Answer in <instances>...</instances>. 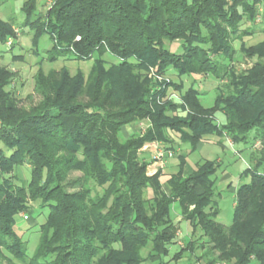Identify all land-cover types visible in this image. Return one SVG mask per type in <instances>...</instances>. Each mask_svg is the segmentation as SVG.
Wrapping results in <instances>:
<instances>
[{
    "label": "trees",
    "instance_id": "16d2710c",
    "mask_svg": "<svg viewBox=\"0 0 264 264\" xmlns=\"http://www.w3.org/2000/svg\"><path fill=\"white\" fill-rule=\"evenodd\" d=\"M38 1L23 0L19 8L33 52L47 35L49 61H92L86 75L65 66L39 69L40 101L28 109L14 100L11 73L0 66V264H144L147 256L167 253L176 235L175 202L204 240H189L175 257L198 248L204 264H264V13L261 41L246 46L243 38L254 31L241 30L264 0H50L44 13ZM14 27L0 17V45L10 36L17 40ZM235 40L253 60L239 71ZM165 41L178 42L181 52ZM108 52L120 61L107 66ZM168 69L178 78L219 80L212 105L202 104L193 85L182 91ZM141 121L148 123L143 132L120 138L123 126ZM252 130L261 148L251 151L253 164L241 173L250 180L236 189L229 226L216 220L214 161L184 174L185 154H178L167 193L160 173L146 175L148 162L139 155L146 142L172 148L169 132L194 151L204 135L246 142ZM18 166L29 167L28 181L14 173ZM71 171L81 175L70 179ZM32 203L48 212L28 256L15 222L20 212H32Z\"/></svg>",
    "mask_w": 264,
    "mask_h": 264
},
{
    "label": "rangeland",
    "instance_id": "374dc122",
    "mask_svg": "<svg viewBox=\"0 0 264 264\" xmlns=\"http://www.w3.org/2000/svg\"><path fill=\"white\" fill-rule=\"evenodd\" d=\"M50 3V0H39L37 10L41 13H44ZM262 6L264 7V5ZM7 8L1 11L0 17L6 19L5 15L9 13L10 17L12 18V21L16 23L14 26L19 28V31L16 37L17 40H15L14 43L9 46V49L5 45H0V66L4 67L8 72L11 73L9 90L11 91L14 100L18 103L19 107L23 109H28L40 101V96L34 92V76L39 69H41L44 73L49 70L48 64L43 60L39 59V56L46 54V51L51 46V42L47 35H42L39 38L38 54L34 53L33 48L31 46L32 31L27 27H23V30H21V26L19 25V23H21V21L23 20V16L19 12L18 7L14 8L12 4ZM260 22L261 20H259L258 22L254 21L253 23H250L248 21H244L242 23L241 30L251 28L254 31L252 35L243 38V42L246 44V46L253 45L263 39V35L261 32L262 25ZM239 45V40H235L233 42V46L237 50L234 55L233 66L238 71L249 67L253 62V60L246 59L241 53H239ZM164 47L171 50L172 52H181L180 44L178 42L170 43L168 41H165ZM103 58L105 59L107 66L109 64L117 63L120 61L117 56L109 52L105 53ZM50 65L52 66V64ZM90 65V60H78L76 62L72 61L71 63H67L65 67L69 69L70 74H73L77 69H80L86 75ZM60 68H55V70H59ZM166 76L173 81L183 83L184 86L182 91H184L189 85H193V87L200 90L201 102L206 107L212 105L215 96L214 89L217 85L221 84L219 80L213 78L212 76L203 74H194L189 77L183 76L181 78H178L176 76V73L172 69H168V71L166 72ZM168 93L169 97L172 100L179 101V93L177 91L169 89ZM216 116L217 119L223 121L224 118H222V114L217 113ZM141 122L143 124L139 125V123H137L135 131H144V129L146 128V124L144 123L145 121ZM255 132L256 130H252L249 133L246 142H233L232 145L225 144V142V148H221L214 142L204 143V145L200 148L199 151L192 154V158L195 160H197L198 158L222 160V166L220 167V171L224 169L225 172L229 173L232 176L231 183L229 186L224 185L222 187L217 181L214 190V199L217 200L219 208V213L216 216V220L225 226H229L233 219V201L235 198L234 192L236 187L239 186L241 183L249 182L250 180L249 176H240V173L246 167H248L249 164H253V161L250 158L251 149L252 151H254V154H256V152L261 148V142L259 140L256 143L257 146L253 145L256 142H253L252 138ZM124 135H126V132L123 133V136ZM175 136L177 138V135H174V137ZM228 138L230 141H232L230 137ZM163 158L164 157H162V159ZM14 173L19 179L23 181L29 180L30 173L28 166H18L14 169ZM80 175L81 173L79 171H71L69 174V178L74 179L79 177ZM31 206L32 212L29 214L20 212L17 215L15 222L16 233L24 241L27 247L28 256L32 255L33 253L34 247L36 246L39 237V225L44 221L45 216L48 212L47 209L39 208L38 203H32ZM172 206L173 210L171 215L172 218H174V209L177 207V203H173ZM25 214L27 216L26 218H24L23 216ZM183 227L185 228L186 226L183 225ZM200 235L201 232L197 230L193 237V239H195L194 241L198 242L199 244L204 241L202 238L199 239ZM185 240H187V237ZM175 241V243H171L169 245L170 257L175 251H177L179 248H184L186 245V241H183L182 239L178 238ZM178 242H180L181 244H178ZM145 250H147V248L144 249L143 252ZM201 252L202 251L200 249L195 248L194 251L190 253V255L185 254L187 258L186 262L193 261L195 262V264H204V261L202 259H197ZM14 262L20 264V262L18 261L14 260ZM218 264L229 263L220 262ZM249 264H255V262L251 261Z\"/></svg>",
    "mask_w": 264,
    "mask_h": 264
},
{
    "label": "crops",
    "instance_id": "0c3cea01",
    "mask_svg": "<svg viewBox=\"0 0 264 264\" xmlns=\"http://www.w3.org/2000/svg\"><path fill=\"white\" fill-rule=\"evenodd\" d=\"M22 2H23V0H0V14H1V11H3L5 8L11 6L12 4H13L14 8L18 7V9H19ZM18 3H20V4H18ZM5 17H6V19H4V20H7V21L12 20L9 13L6 14ZM245 22H247V21H245ZM13 23H14V25L16 24L15 22H13ZM50 48H51V46H50ZM47 51H46V54L39 56V59L43 60L44 62H46L48 64V69L60 68V67L66 66L67 63H71L72 61H75V62L78 61V59L66 58V57H60L54 61H49L47 59ZM90 61H92V60H90ZM50 64H52V66ZM215 117L217 118V116H215ZM222 118H223V116H222ZM218 121L221 122V120H219V119H218ZM144 123L146 124V127H147L148 123L146 121ZM136 127H137V123L133 124V125L123 126L120 130V138L124 140L127 137H129L130 135H132L134 133H138L137 131H135ZM124 132H126V135L123 136ZM173 134L177 135L175 133L169 132V136L173 140L172 148H167L166 145H164L163 143H161L159 141L146 142L140 148V150H139L140 157L148 162V164L146 166V175L151 176L158 171L160 173L159 180L161 182L162 188H163V190H165L168 193L169 192V185H168L167 181L169 180L170 176L177 171L178 163H179L178 154L184 153L185 154V159H184L185 163L183 165V173L184 174H190L192 171H194L196 169V167L198 165H201L206 161H214L217 164V169L212 176L214 181H215L214 190H215V186H216L217 181L220 183V185L222 187L224 185H227V186L230 185L232 176L229 173L225 172L224 169H222L220 171V167L222 166V160H218V159L210 160V159H205V158L204 159L198 158L197 160H195L192 158V154L199 151L200 148L204 145V143L214 142L218 146H220L221 148H223V147L225 148V145H224L225 142H226L225 144H228V145H230L229 142H231V145H232L233 142L229 140L228 136L225 135L223 137H219L216 135H204L202 137L201 141L196 145L195 150L191 151L189 144L181 142L178 135L176 138V136L174 137ZM257 142H258V140H256V142L253 145L257 146V144H256ZM158 150L170 151L172 153V155L170 157H164L163 156L164 158L162 159V161H157L155 159V155L157 154ZM251 151H252V149H251ZM241 173H240V176H241ZM237 187H236V189H237ZM236 189H235V192H236ZM235 192H234V195H235ZM234 202H235V198L233 201V208H234ZM213 204L219 210L217 200L214 199ZM174 213L175 214H174V218H172V221L176 227V235H175L172 243H175L176 242L175 240H177L178 238L182 239L183 241H186V243L189 240H193L194 234L197 231V229L193 232V226H192L191 222L182 217V215L180 214V211L177 207L174 209ZM183 225H185L186 227L184 228ZM186 237H187V240H185ZM169 245L167 246V253L166 254H164V255L160 254L161 255L160 257L157 255L147 256L146 260L144 261V264H148V263L149 264H195V262H193V261L186 262L187 258H186L185 254L190 255V253H192L191 250H184L179 256L175 257V253H177L179 251V249H178L170 257L169 256ZM150 248H151V245L148 246L147 250H145L143 252V254H146ZM196 261H197V259H196ZM255 264H257V263L255 262Z\"/></svg>",
    "mask_w": 264,
    "mask_h": 264
},
{
    "label": "built area",
    "instance_id": "2783aa9c",
    "mask_svg": "<svg viewBox=\"0 0 264 264\" xmlns=\"http://www.w3.org/2000/svg\"><path fill=\"white\" fill-rule=\"evenodd\" d=\"M51 3H52V1H51ZM50 3V4H51ZM262 5H264L263 3H261V4H259L258 5V9H257V13H256V16H255V21L256 22H258L259 20H261V17H262V14L264 13V7L262 6ZM50 6V5H49ZM13 30H14V32L16 33V35H17V33H18V29L17 28H13ZM14 37H8L7 39H6V41H5V43H4V45L9 49V46L14 42ZM149 75H154L153 74V71L150 69V73H149ZM159 79H160V77H159ZM143 123L142 122H139V125H142ZM229 144L231 145V142H229ZM172 155V153L170 152V151H161V150H158L157 151V154L155 155V159L157 160V161H162V157L164 156V157H170ZM24 216V218H26L27 216H26V214L25 215H23ZM178 244H181L180 242H178ZM181 246V245H180Z\"/></svg>",
    "mask_w": 264,
    "mask_h": 264
}]
</instances>
